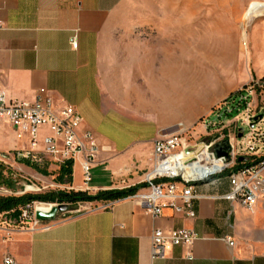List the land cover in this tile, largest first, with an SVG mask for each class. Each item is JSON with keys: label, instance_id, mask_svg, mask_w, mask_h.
Listing matches in <instances>:
<instances>
[{"label": "crops", "instance_id": "1", "mask_svg": "<svg viewBox=\"0 0 264 264\" xmlns=\"http://www.w3.org/2000/svg\"><path fill=\"white\" fill-rule=\"evenodd\" d=\"M127 1L0 0V92L31 101L44 89L55 106L77 110L79 131L91 132L99 147L87 185L80 158L71 165L70 191L95 195L138 186L152 167L153 144L187 133L206 139L197 122L217 104L193 94L191 74L181 64L184 52L165 49L160 68V50L143 46L139 37L141 22L117 14ZM0 139V155L27 158L25 142L5 124ZM14 164L43 182L34 170ZM50 169L56 178L60 167ZM192 189L194 219L169 209L154 217L129 196L73 204L76 213L47 229H15L8 238L0 232V264L5 258L14 264H264V202L247 211L220 199L229 191L225 175ZM154 229L195 233L191 259L183 248L172 247L164 259L151 260Z\"/></svg>", "mask_w": 264, "mask_h": 264}, {"label": "built area", "instance_id": "2", "mask_svg": "<svg viewBox=\"0 0 264 264\" xmlns=\"http://www.w3.org/2000/svg\"><path fill=\"white\" fill-rule=\"evenodd\" d=\"M76 44L74 35L70 40L71 48H76ZM251 95V88L240 90L216 106L202 122L208 131L206 140L190 144L187 138L177 135L153 144L152 167L141 182L145 187L132 196L140 208L154 217L169 209L187 219H194L192 201L196 196L193 185L222 175L228 180L229 191L220 199L238 203L247 211L264 202V130L256 131L250 126L255 117L251 103H248ZM234 113H241V118L231 117ZM228 117L230 124H226ZM238 122L248 129L246 135L240 134L238 131L242 130L236 127L233 132H225L226 125H236ZM258 122L264 124V114ZM3 124L12 129L18 141L25 142L26 157L42 155L52 165L59 167L65 164L71 167L79 157L82 183L87 185L90 182V168L99 147L91 132L79 131L81 118L73 106H55L44 89L38 90L31 101L10 100L0 92V126ZM41 133L43 136L40 138ZM221 141L227 142L226 159H217L213 153L215 144ZM240 158L250 165L236 168ZM28 189L32 188L24 190H38ZM32 203L20 207L17 215L10 217L9 221H0V232L5 237L8 238L15 229H47L64 219L58 217L59 213L53 221H37L36 205H49L48 211L54 206ZM197 239L198 236L187 229L168 232L154 229L150 236V258L162 260L172 247H181L185 250L184 257L189 260L192 257L191 247ZM228 245L232 246V242L228 241ZM3 264L14 262L5 258Z\"/></svg>", "mask_w": 264, "mask_h": 264}, {"label": "rangeland", "instance_id": "3", "mask_svg": "<svg viewBox=\"0 0 264 264\" xmlns=\"http://www.w3.org/2000/svg\"><path fill=\"white\" fill-rule=\"evenodd\" d=\"M127 2L117 14L133 15L141 22L142 30L139 37L143 40V46L160 50V68L166 63L164 59L167 56L163 54L166 52L165 49L176 48L177 51L184 52L180 55L181 64L186 68V72L191 74L193 94H202V98L205 97L208 104L216 101L217 104L212 110L236 92L251 88L252 95L248 98V103H251L252 113L255 117L264 114V0ZM259 74H262L261 78ZM231 117L239 120L241 113H234ZM258 121L252 122L250 126L262 132L264 124ZM202 122L203 120H199L197 124ZM229 122L231 120L226 124H230ZM226 126L228 127L225 132L235 131V127L242 130L238 132L243 136L248 132L240 122ZM199 128L200 125H197L195 131ZM184 137L190 144L206 140L204 135L197 134L193 137L191 133ZM0 145H3L1 139ZM14 158L11 153L0 155L2 175L0 192H5L1 193L0 197L70 191L66 184L59 185L54 182L55 171L50 169L52 164L45 156L27 157L25 159L28 166L24 165L32 170L36 167L39 171L45 172V175L37 172L43 177V182L35 181L18 172ZM5 179L14 182L8 187L3 183ZM76 180L79 181L80 177L77 176ZM27 187L38 190L34 192L24 190ZM62 205H65L66 211L60 213L59 218L76 213L70 209L73 204ZM10 217L11 215L0 214V221H9Z\"/></svg>", "mask_w": 264, "mask_h": 264}, {"label": "trees", "instance_id": "4", "mask_svg": "<svg viewBox=\"0 0 264 264\" xmlns=\"http://www.w3.org/2000/svg\"><path fill=\"white\" fill-rule=\"evenodd\" d=\"M16 163L23 164L28 166V161L25 158H19L14 156ZM250 165L245 160H241L237 163L236 168L245 167ZM34 170L42 175H45V172L39 171L36 167ZM70 174L71 169L69 164L62 165L59 169L58 176L55 178L54 182L59 185L69 184L70 183ZM0 178L2 175L0 173ZM11 180L5 179L3 183L10 187L12 185ZM145 187L143 184L138 186L129 187L122 190H109V191H100L95 195H89L84 191H69V192H47L43 194H24L22 196H8L0 197V214H7L14 217L18 213V209L26 204L32 202L39 203H48V204H75L79 202H94V201H115L120 200L129 196H133L139 189Z\"/></svg>", "mask_w": 264, "mask_h": 264}, {"label": "water", "instance_id": "5", "mask_svg": "<svg viewBox=\"0 0 264 264\" xmlns=\"http://www.w3.org/2000/svg\"><path fill=\"white\" fill-rule=\"evenodd\" d=\"M261 117L262 116L254 117L253 122L260 120ZM227 151H228V147H227L226 141L218 142L217 144H215V146L213 148L214 156L217 159H219V158H225L226 159L227 158ZM241 160H242L241 158L238 159V161H241ZM65 211H66L65 205L58 204V205L52 207L48 212L36 211L35 212V219L37 221H41V222L53 221L57 214L63 213Z\"/></svg>", "mask_w": 264, "mask_h": 264}, {"label": "bare ground", "instance_id": "6", "mask_svg": "<svg viewBox=\"0 0 264 264\" xmlns=\"http://www.w3.org/2000/svg\"><path fill=\"white\" fill-rule=\"evenodd\" d=\"M218 166H217V168H220ZM211 168H214V166H211ZM48 209H49V205H36V211L47 212Z\"/></svg>", "mask_w": 264, "mask_h": 264}]
</instances>
